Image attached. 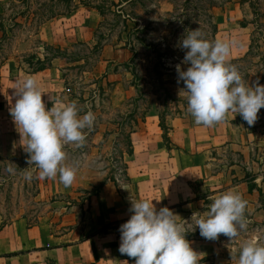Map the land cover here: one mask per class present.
I'll list each match as a JSON object with an SVG mask.
<instances>
[{
	"label": "rangeland",
	"instance_id": "rangeland-1",
	"mask_svg": "<svg viewBox=\"0 0 264 264\" xmlns=\"http://www.w3.org/2000/svg\"><path fill=\"white\" fill-rule=\"evenodd\" d=\"M126 1L75 0L71 4L60 0L0 2L1 20L7 32L6 36L0 32V63L8 58L29 71L41 66L32 59L33 55L44 58L48 54L54 55L57 50L48 48L47 53L38 43L40 28L61 18L64 13L69 15L68 9L75 5L76 10L93 9L94 14L85 12V18L95 24L94 34L98 43H80L74 49L64 50L60 57L70 63L64 71L67 81L65 99L69 103H77L80 115L92 111L96 117L93 127L84 130L86 140L82 146L69 143L64 147V163L77 169L74 182L65 186L59 175L39 179L36 166L29 167L27 162L29 154L19 158L0 157V229L24 220L28 227H39L41 238L45 236L48 244L49 240L52 245L60 246L84 240L91 231L88 226L93 222L94 194L104 183L122 186L128 182L125 159L132 149L131 132L151 115H162L167 126L174 124L171 119H193L188 112L187 93L182 90L184 84L178 82L176 68L177 65L185 70L188 67L182 63L187 49L178 46L184 34L200 28L206 39L215 41L217 27L225 32L227 27L245 23L251 29V36L256 33L262 40L258 23L264 29V0ZM98 9L102 15L97 13ZM136 23L141 30L137 34L131 33L132 44H127V35ZM235 29L236 25L232 30ZM238 45H242L241 41ZM260 46L244 61H239L244 57L230 60L246 85L254 86L257 81L264 84L263 42ZM133 48L137 50L134 58ZM235 55H240L239 50H235ZM78 58L82 61L75 63ZM103 61L115 62L106 64ZM106 71L115 72L114 83L106 81ZM114 86L115 97L121 99L120 106H113L111 101ZM230 115L231 111L226 116ZM254 126L264 131V108L258 113V123ZM233 165H237L234 170L231 168ZM10 167L13 172L8 171ZM216 169L224 175L221 184L199 187L200 201L197 204L187 206L183 213L173 212L177 214V222L191 232L194 240L206 241L212 249L211 255L206 257L209 261L202 258L200 264H235L245 241L255 238L264 244V194L255 191L256 172L246 169L240 152L226 151L223 160L217 162ZM26 171L33 173L30 181L25 179ZM231 171L235 177L229 174ZM251 186L254 188L252 191ZM229 190L239 192L247 201V228L237 240L231 241L223 234L216 240H208L200 235L198 228L195 230L194 223L189 225L191 217L193 213L203 216L212 202ZM248 191L253 194L248 196ZM125 222L106 226L121 236L119 229ZM106 226L99 232L103 228L108 232L110 229Z\"/></svg>",
	"mask_w": 264,
	"mask_h": 264
},
{
	"label": "crops",
	"instance_id": "crops-1",
	"mask_svg": "<svg viewBox=\"0 0 264 264\" xmlns=\"http://www.w3.org/2000/svg\"><path fill=\"white\" fill-rule=\"evenodd\" d=\"M85 12L93 13V9L74 10L69 15L47 22L40 28L37 37L43 45L62 50L74 49L80 43L98 44L94 34L95 24L85 18ZM97 13L102 15L99 11ZM78 18L79 21H76ZM235 25L237 29L232 30ZM235 25L227 27L225 32L218 28L215 36V40L230 43L229 62L244 57L251 45L250 27L242 26L241 23ZM239 41L241 46L238 45ZM235 50H239V56L235 55ZM65 61V58H56L51 66L40 71L26 70L17 61L7 60L1 65L0 157L19 158L28 154L22 145L26 143V138L22 140L10 114V108L17 99L15 88L19 81L34 77L49 108L67 104L64 71L70 63ZM103 62L109 64L115 61ZM106 74V81L114 83L115 72L106 71ZM111 101L113 106L121 104V99L115 97V86ZM170 121L174 122L168 125L170 145L164 138L160 114L148 116L137 130L131 132L133 152L125 159L128 182L122 186L106 183L93 197V222L88 226L91 231L84 240L61 246L52 245L49 240L48 244L45 236L41 238L39 227H28L24 220L15 221L0 229V264H135V258L119 251L121 236L115 229L110 228L108 232H99V229L130 218L131 196L154 200L157 210L167 206L172 211L185 212L187 206L200 201L199 187L221 184L224 175L216 166L228 150L240 152L246 169L255 170V191L264 194V131L248 125L235 112L212 126L197 124L194 118H175ZM235 167L237 165L231 166L233 170ZM229 174L233 175V172ZM252 194L249 191L247 193L248 196ZM191 246L200 253V259L212 253L209 244L201 239L192 240Z\"/></svg>",
	"mask_w": 264,
	"mask_h": 264
},
{
	"label": "clouds",
	"instance_id": "clouds-1",
	"mask_svg": "<svg viewBox=\"0 0 264 264\" xmlns=\"http://www.w3.org/2000/svg\"><path fill=\"white\" fill-rule=\"evenodd\" d=\"M178 46L187 49L182 62L188 66L187 70L181 65L176 68L178 82H183L182 90L187 93L188 112L195 123L212 126L231 111L248 125H254L264 108V84L244 83L236 66L229 62L230 43L220 39L209 41L198 28L184 34ZM15 89L17 99L10 114L22 140L26 138L22 145L29 154V167L36 166L39 179L59 175L60 181L70 186L77 169L64 163V147L69 143L84 144V130L93 127L95 114L88 111L80 115L76 102L47 107L34 77L22 79ZM8 171L14 169L10 167ZM32 178L33 173L26 171L25 179ZM153 201L130 197L132 214L120 226L119 251L135 258V264H200V253L191 246L187 228L177 222V214L167 206L157 210ZM246 207L242 194L229 190L218 196L203 216L193 213L189 225L194 223L195 230L198 228L208 240H216L221 234L231 241L237 240L247 228ZM237 264H264V244L255 238L245 241Z\"/></svg>",
	"mask_w": 264,
	"mask_h": 264
},
{
	"label": "trees",
	"instance_id": "trees-1",
	"mask_svg": "<svg viewBox=\"0 0 264 264\" xmlns=\"http://www.w3.org/2000/svg\"><path fill=\"white\" fill-rule=\"evenodd\" d=\"M60 1H62V2H66V3H73L75 0H60ZM122 1H124V0H122ZM126 2H128V0L126 1ZM125 2V3H126ZM241 3L243 4L244 3V1H241ZM122 5V4H121ZM70 8V7H69ZM77 9V6L75 5V6H73L72 8H70V9H68V13H71L72 11H74V10H76ZM99 10V9H98ZM99 12L102 14V11H100L99 10ZM67 13V14H68ZM63 15H66V13H64ZM49 18H51V17H48V19ZM134 18V20H135V22H137L136 21V19L137 18H135V17H133ZM2 19V14H0V32L2 31L3 32V36H6V34H7V32L4 30V28H3V21L1 20ZM47 19V20H48ZM127 20H129V19H127ZM42 23H44V22H42ZM242 24V26H248L247 24H245V23H241ZM136 25V27L133 29V30H131V32L130 33H128V35H127V37H128V41H127V44L129 43V44H132L131 43V38H130V34L131 33H134V34H137V33H139L140 32V26H139V24H135ZM217 29H218V27H217ZM258 30H259V32H260V35H261V37L260 38H262V40H260L259 39V37H257V35H256V33L254 34H252V36H251V45H250V50L247 52V54L244 56V58H242V59H240L239 61H244L245 59H247L248 57H250L255 51H257L259 48H261V46H260V44L263 42V45H264V29H263V27L258 23ZM218 32V30L216 31V33ZM216 33H215V36H216ZM40 45H42L43 47H44V49H45V52H47V51H49V49L48 48H54L53 46H50V45H46V44H44L43 45V43L41 42V41H39L38 42ZM126 44V45H127ZM56 48V47H55ZM96 48V47H95ZM56 50H57V52H55V54L54 55H45V57L44 58H42L41 56H39V55H33V57H32V59L33 60H35V61H37V63H41L42 65L41 66H39L37 69H34L33 71H40V70H44V69H46V68H48L49 66H51V63H52V61L54 60V59H56V58H59V57H62V52L64 51V50H62L61 48H56ZM133 52H135V54L133 55V58L135 57V55H136V52H137V50L135 49V48H133ZM48 53V52H47ZM8 59V58H7ZM7 59H5V61H7ZM78 60H82L81 58H78L77 59V61H75V62H79ZM5 61L3 60L1 63H0V67H1V65L3 64V63H5ZM235 62H239L238 60L236 61V60H234ZM46 62H48V63H46ZM46 63V64H45ZM160 119H161V127H162V129L164 130V138H165V141L169 144V142H170V138H169V127L167 126V125H165V120H164V118H163V116L162 115H160ZM133 132V131H132ZM130 143H131V141H130ZM131 148H132V146H131ZM133 152V149H131L128 153L129 154H131ZM105 184V183H104ZM103 184V185H104ZM254 188L251 186L250 187V190L252 191ZM98 193L96 192L94 195H97ZM129 219V218H128ZM127 219V220H128ZM127 220H125V221H127ZM109 225H111V224H109ZM107 227V226H106ZM106 229H110V228H106ZM101 232H106L105 231V229L103 228L102 230H101ZM187 239L191 242L192 240H194L195 239V237H193V235H191V232L190 231H188V234H187ZM205 261H209V259H207V258H205Z\"/></svg>",
	"mask_w": 264,
	"mask_h": 264
}]
</instances>
